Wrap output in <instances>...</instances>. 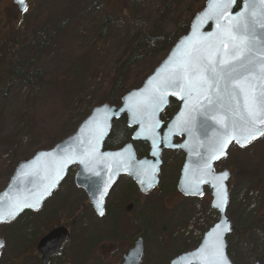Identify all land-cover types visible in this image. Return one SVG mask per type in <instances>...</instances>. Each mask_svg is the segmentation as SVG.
I'll list each match as a JSON object with an SVG mask.
<instances>
[{
    "label": "rangeland",
    "instance_id": "374dc122",
    "mask_svg": "<svg viewBox=\"0 0 264 264\" xmlns=\"http://www.w3.org/2000/svg\"><path fill=\"white\" fill-rule=\"evenodd\" d=\"M193 1L195 0H183L180 5L167 10L163 20L165 33L171 30L174 18ZM74 2L75 0H34L17 20L20 12L11 5V1L0 0V10L5 14V17H0V32L4 28L10 33L14 30L23 37L20 42L36 38L31 31L43 28L42 25L55 16H59V21L64 20L66 14L76 10ZM166 4H169L166 0H142L138 10L147 19L148 26H151L160 17ZM94 17L92 14L82 16L76 23L81 24L80 29L88 28ZM120 33L121 30L115 31L113 43L107 44L99 54L75 49L72 51L75 60L87 66L80 83V95L73 105L65 104L63 94L49 83L46 91L38 95V102L31 107L27 102L29 87L22 79H13L9 96L0 112V190L7 182L9 165L16 156L25 157L30 153L31 147L41 145L43 139L47 142L49 137L52 140L61 136L65 138L75 131L74 125L83 114L93 106L107 101L112 90L109 81L116 75L115 62L122 52L117 44ZM45 40L48 41V38ZM25 45L27 42H23V48L20 49L26 48ZM16 50L15 57L22 62L25 61L24 57L30 56L28 50H24V53ZM159 57H163L161 53L142 52L141 59L130 68L118 92L139 87L152 72ZM72 64L77 63L67 58L61 69V63L52 64L46 60L42 62L40 70L43 76L48 74L50 77L58 69L57 75H62L65 68ZM26 116L34 119L32 132L21 141L14 142L16 133L22 127L21 119ZM178 156V150L163 152L164 174H160L158 189L141 194L136 186L128 195L130 200L121 202L125 204V209L124 205L118 207L121 218L119 222L122 224L115 235L112 221L104 216L99 217L89 203L86 192L76 185L78 166L71 168L40 210L25 211L15 221L0 226V237L4 239L0 264H41L37 243L48 229L60 225L69 228L70 241L50 264H122L124 255L142 237V227L137 220L143 214L150 230L145 236L141 264H169L174 257L192 247L188 242L192 235L190 221L194 218V225L198 227L200 217L196 215L199 204H208L202 198L185 197L180 192L183 197H179L176 202L172 201V188L169 184L172 183L170 177L178 174L181 162V159H177ZM225 168L233 172L228 206V215L233 224V232L228 238L229 257L232 264H255L257 261L264 264V136L243 148L233 144L227 156L216 165L218 171ZM129 182H133L129 176H121L111 190L107 203H113L122 193H126ZM177 184L178 180L176 186ZM255 190L261 192L260 205L251 209L253 201L250 192ZM205 194H210L208 187L205 188ZM127 205L131 206L128 210ZM126 222L131 234L123 236L122 230L127 228Z\"/></svg>",
    "mask_w": 264,
    "mask_h": 264
},
{
    "label": "water",
    "instance_id": "95a60500",
    "mask_svg": "<svg viewBox=\"0 0 264 264\" xmlns=\"http://www.w3.org/2000/svg\"><path fill=\"white\" fill-rule=\"evenodd\" d=\"M13 1L18 6L19 12H24V5L19 3V0ZM28 1L24 0L26 6ZM239 1L240 6L236 8ZM245 2L246 0H235L228 10L230 15L234 16L243 11ZM208 6L209 0L205 2L203 9L193 17L188 32L176 41L141 86L129 90L122 96L119 105L103 103L94 106L74 132L52 147L39 149L29 159L22 160L17 164L8 183L0 191V214L7 216L9 211L16 210L15 207L10 206L32 204L37 200L40 201L39 207H23L14 219L0 222V226L13 222L27 210H40L44 202L67 177L70 169L76 166H78L75 175L76 185L86 192L89 203L96 214L103 217L104 215H100L98 201L102 200L100 207L103 208L105 214L106 199L121 176H129L138 186L140 193L147 194L159 186L163 152L165 150H181L185 154V159L177 184L178 191L186 197H201L205 187H208L210 204L219 213V219L205 233L198 247L177 255L169 264H201L205 257L200 255L199 250L204 249L206 245H211L212 239L209 234L224 229L225 226L230 228V231L223 232L225 255L232 264L228 253V237L233 232V224L228 215L230 202L228 183L232 174L229 169L217 171L215 165L226 157L232 144L235 143L241 147L240 144L236 140H231L226 146V155L211 160V171L209 172L205 168V163L209 159L211 146L221 131L220 126L210 119V115L214 113L206 115L202 113V110L193 112L189 130L185 131L183 127L179 126V121L181 113H186L188 109L185 106L186 101L181 99L183 93L174 95L175 89L168 90L166 103L155 112L154 116L149 115L150 110L146 108V102L152 95L153 89L171 71L172 66L168 64L169 58L175 53V58L178 59L189 43L185 38L192 37L194 32L195 36L199 38L204 34L217 31L216 21L203 15ZM257 32L264 35V31L260 29H257ZM171 99L178 101L180 106L165 125L161 117L168 108ZM123 116H126L128 126L134 129L132 141L118 149H104L113 122ZM260 137L262 136H258L256 139ZM134 142H147L150 148L149 154L144 157L139 156ZM89 143L97 145V158L91 162L81 163V160L84 159L81 153ZM42 153L49 155H41ZM66 157L77 158L71 163H66L63 170L59 171V165ZM57 172H59L60 178L56 181V186L49 189L50 195L44 194V189L55 179ZM223 173L228 174L227 178H221ZM221 196L225 198L222 208L218 206ZM0 241L4 243L2 237H0ZM69 241L70 230L63 225L54 227L43 235L37 243L41 264H49L54 257L61 253ZM3 247L0 248V254ZM143 255L144 239L139 237L133 247L124 255L122 264H141ZM255 264H261V262L257 261Z\"/></svg>",
    "mask_w": 264,
    "mask_h": 264
},
{
    "label": "trees",
    "instance_id": "16d2710c",
    "mask_svg": "<svg viewBox=\"0 0 264 264\" xmlns=\"http://www.w3.org/2000/svg\"><path fill=\"white\" fill-rule=\"evenodd\" d=\"M10 1L11 5L15 6L16 11L19 12L13 0ZM32 1L34 0H30L28 5L31 4ZM206 1L207 0L193 1L190 6L174 18L172 28L168 33H165L163 30L164 16L168 13V9L180 5L183 0H166L169 4H166L160 17L151 26H148L147 19L139 13L138 6L142 0H75L74 5L76 6V10H72L66 14L64 20L59 21V16H55L52 19H48V22L42 25L43 28L31 31L32 36L36 38L20 42L23 37L17 32L13 30V32L10 33V31H7V28L2 29L0 32V112L4 106V101H6L9 96L10 89L12 88V81L16 78L22 79L29 87L30 94L27 96V102L31 107L38 102V95L42 91H46V85L49 83H52L54 88L58 89L63 94L62 99L65 104L73 105L75 99L80 95V83L83 81L84 71L87 66L76 61L74 57L75 54H73L72 51L75 49L76 51H88L99 54L105 50L107 44L113 43L115 37L114 33L117 30H121L122 33H120V38L117 41L119 50H122V52L115 62L114 71L116 70V75L114 74L109 81V86H111L112 90L107 101L97 105L103 103L119 105L122 96L128 91L118 92V89L121 88V84L130 68L141 59L142 52L150 51L151 53H161L163 57H159L155 64L156 67L167 55L176 41L188 32L193 17L203 9ZM239 6L240 1L236 8ZM90 14L95 17L88 26L89 29H80L81 24L78 25L76 21L80 17H87ZM0 17H5L3 10H0ZM89 30L92 32L90 33ZM47 38L48 41L45 40ZM23 42H27V45H25L26 48L20 49L23 48ZM16 49H18V51L20 50L21 53H24V50H28L30 56L24 57L23 59L25 61L22 62L15 57ZM67 58H71L72 61L77 64H72L69 68H65L62 75H57L59 69L50 77H48V74L46 76L42 75L40 70L42 62L47 60L52 64L61 63L60 66L62 69V63L65 62ZM153 70L154 69H152V71ZM43 86L46 87L43 88ZM179 106L180 104L178 101L171 99L168 108L161 117L165 125L178 111ZM91 109L83 114L79 122L74 125L75 129L82 120L87 117ZM21 121L22 127H20V130L16 133L14 142L21 141L22 138L32 132L34 119H32L31 116H26V118L21 119ZM133 132L134 129L130 128L127 124L126 116L115 120L110 135L105 141L104 149L114 150L121 148L132 141ZM62 138L64 137L61 136L59 139L52 140L53 138L49 137L47 142L42 138L44 142L41 145H33L30 153L25 157L16 156V159L9 165L10 168L6 181H9V178L20 161L29 159L40 148L52 147ZM134 146L139 156L144 157L149 154L150 148L147 142H134ZM184 158V153L179 151L177 159H181V162H179L178 174L177 176L172 175L170 177V179H172V183L169 184V187L172 188L170 194L174 202L178 201L179 197L180 199L183 197L177 190L176 182L179 179ZM162 169L163 168H161V175L164 174ZM129 183L130 184L126 188V193H122L113 203H107L106 201V213L104 217L112 221L114 227L113 235L119 231V227L122 224L119 222L121 218L118 207L124 205L123 207L125 209V204H121V202L130 200L128 195L136 189V184L134 182ZM162 185H164V182ZM129 208H131V206L128 207L127 205L126 209L128 210ZM30 214L33 213L30 212ZM145 220H147V218L144 214L137 220V223L142 227L141 232L144 240L146 233L148 234L150 230ZM126 224L127 228H123L122 230L123 236L131 234V231L128 230V222H126ZM49 230L50 229H48L47 232ZM129 238L132 242L133 240L131 237ZM195 247L196 246L188 247L186 250Z\"/></svg>",
    "mask_w": 264,
    "mask_h": 264
},
{
    "label": "snow or ice",
    "instance_id": "6c2138e0",
    "mask_svg": "<svg viewBox=\"0 0 264 264\" xmlns=\"http://www.w3.org/2000/svg\"><path fill=\"white\" fill-rule=\"evenodd\" d=\"M19 3L27 11L24 0H19ZM234 3L235 0H209L203 15L216 21L217 31L199 38L194 32L192 37L185 38L189 43L182 55L177 59L173 53L169 58L168 64L172 66L169 75L158 82L146 102L149 115L154 116L166 103L169 89L176 90L174 95L183 93L181 99L186 101L188 111L181 113L179 126L185 131L189 130L193 112L214 113L210 119L220 126L221 131L205 163L209 172L211 160L226 155L225 149L231 140L244 147L258 136H264V35L257 32V29L264 31V0H246L244 10L233 16L228 10ZM81 155L84 157L81 163L95 160L97 145L89 143ZM75 158L62 160L59 171ZM227 175L223 173L221 178H227ZM59 178L57 172L55 179L44 189V194H51L49 189L56 186ZM39 203L37 200L32 204L12 205L10 207L16 210L9 211L7 216L0 214V222L14 219L23 207L38 208ZM101 203L102 200L98 201V207L100 215H104ZM224 204L225 198L221 196L218 206L222 208ZM225 231H230V228L225 226L209 234L211 245L199 250L205 257L201 264H230L225 255ZM3 246V241H0V248Z\"/></svg>",
    "mask_w": 264,
    "mask_h": 264
},
{
    "label": "built area",
    "instance_id": "2783aa9c",
    "mask_svg": "<svg viewBox=\"0 0 264 264\" xmlns=\"http://www.w3.org/2000/svg\"><path fill=\"white\" fill-rule=\"evenodd\" d=\"M250 196H252V201H253V203L251 204L250 208H251V209H256V208H258L259 205H260V192H259L258 190L251 191V192H250ZM196 216L201 217L200 220H201L205 225H207V226H208L209 224L213 223V222L218 218L217 213H216L213 209H211V208H209L208 210H206V219L208 218V220H209L208 223L204 222L205 218H202V216H203V212H202L201 208H199V211H198V213H197ZM194 220H195V219H193V220L191 221V226H190V228L192 227V223L194 222ZM207 226H205V227H207ZM196 236H197L198 238H202L203 233H197Z\"/></svg>",
    "mask_w": 264,
    "mask_h": 264
},
{
    "label": "flooded vegetation",
    "instance_id": "af4514ba",
    "mask_svg": "<svg viewBox=\"0 0 264 264\" xmlns=\"http://www.w3.org/2000/svg\"><path fill=\"white\" fill-rule=\"evenodd\" d=\"M21 16H22V14H19L18 17H17V20H19ZM230 171H231V169H230ZM231 174H232V176H233V172H232V171H231ZM231 179H232V177H231ZM231 179H230V180H231ZM230 182H231V181H229L228 185H230ZM209 196H210V194H205V195H203L202 199H204V201L208 202V200H210V199H209ZM202 218H206V211H205V209H204V211H203V216H202ZM200 219H201V217L198 219V220H199V222H198V227H196V226L194 225L195 222H196V221L194 220V222L192 223V227L190 228V230H191V234H192V235L189 237L188 242H189V244H191L192 246H197V245L200 243V241H201L202 238H198V237L196 236V234H197V233H203V232L205 231V229H206L205 226H207V225H205ZM204 222L208 223V222H209L208 218L205 219ZM190 250H191V249H190ZM187 251H188V250H187Z\"/></svg>",
    "mask_w": 264,
    "mask_h": 264
}]
</instances>
